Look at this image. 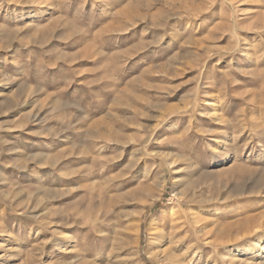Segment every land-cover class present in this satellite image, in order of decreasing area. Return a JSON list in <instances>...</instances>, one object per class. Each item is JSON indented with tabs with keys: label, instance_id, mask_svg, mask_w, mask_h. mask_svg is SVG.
Instances as JSON below:
<instances>
[{
	"label": "rangeland",
	"instance_id": "1",
	"mask_svg": "<svg viewBox=\"0 0 264 264\" xmlns=\"http://www.w3.org/2000/svg\"><path fill=\"white\" fill-rule=\"evenodd\" d=\"M0 264H264V0H0Z\"/></svg>",
	"mask_w": 264,
	"mask_h": 264
},
{
	"label": "bare ground",
	"instance_id": "2",
	"mask_svg": "<svg viewBox=\"0 0 264 264\" xmlns=\"http://www.w3.org/2000/svg\"><path fill=\"white\" fill-rule=\"evenodd\" d=\"M100 194V193H99ZM171 228L173 229V232L169 235L170 237V239L172 238V237H176L177 235H178V231L175 229L176 228V226H174V225H171ZM178 237V236H177ZM170 241V240H169ZM171 249V248H170ZM173 250V249H172ZM171 251V250H170ZM168 256H170V255H168Z\"/></svg>",
	"mask_w": 264,
	"mask_h": 264
}]
</instances>
